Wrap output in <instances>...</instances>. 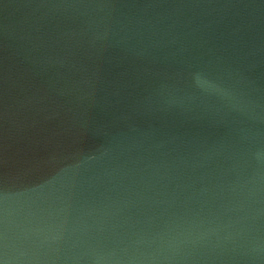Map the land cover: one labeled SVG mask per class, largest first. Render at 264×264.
<instances>
[{
    "label": "water",
    "instance_id": "water-1",
    "mask_svg": "<svg viewBox=\"0 0 264 264\" xmlns=\"http://www.w3.org/2000/svg\"><path fill=\"white\" fill-rule=\"evenodd\" d=\"M0 264H264V0H0Z\"/></svg>",
    "mask_w": 264,
    "mask_h": 264
}]
</instances>
